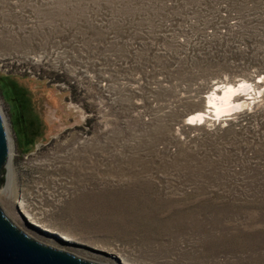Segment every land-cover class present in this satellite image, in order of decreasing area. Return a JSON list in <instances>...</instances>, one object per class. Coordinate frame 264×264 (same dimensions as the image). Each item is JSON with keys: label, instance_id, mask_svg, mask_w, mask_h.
<instances>
[{"label": "rangeland", "instance_id": "obj_1", "mask_svg": "<svg viewBox=\"0 0 264 264\" xmlns=\"http://www.w3.org/2000/svg\"><path fill=\"white\" fill-rule=\"evenodd\" d=\"M170 2L181 18L212 4L0 0L12 154L0 206L37 240L102 264H264V123L247 138L184 124L202 107L181 88L196 76L167 55ZM19 199L72 242L28 225Z\"/></svg>", "mask_w": 264, "mask_h": 264}, {"label": "built area", "instance_id": "obj_2", "mask_svg": "<svg viewBox=\"0 0 264 264\" xmlns=\"http://www.w3.org/2000/svg\"><path fill=\"white\" fill-rule=\"evenodd\" d=\"M211 1L209 6L187 5L188 13L183 18L178 10L183 1L167 6L173 8L172 19L164 23L165 41L176 49L167 53L174 62L172 71L196 76L193 85L184 82L181 88L193 90L189 96L198 104L196 108L205 110L201 118L193 120L196 110H192L183 122L208 129L230 126L241 133L239 138H247L249 123L253 121V130H257L255 124L259 121L260 125L264 123V0ZM53 53L60 56V51ZM46 55L35 54L33 59L51 57ZM230 85L237 89L233 100L244 106L216 114L208 100ZM248 151L251 150L247 148L246 154Z\"/></svg>", "mask_w": 264, "mask_h": 264}, {"label": "water", "instance_id": "obj_3", "mask_svg": "<svg viewBox=\"0 0 264 264\" xmlns=\"http://www.w3.org/2000/svg\"><path fill=\"white\" fill-rule=\"evenodd\" d=\"M10 143L3 116L0 111V184L9 161ZM19 211V209H18ZM20 213V212H19ZM24 221L47 234L67 241L60 233L31 222L20 213ZM70 243V242H69ZM0 264H102L80 257L74 253L37 240L21 229L0 206ZM123 264V263H122Z\"/></svg>", "mask_w": 264, "mask_h": 264}, {"label": "bare ground", "instance_id": "obj_4", "mask_svg": "<svg viewBox=\"0 0 264 264\" xmlns=\"http://www.w3.org/2000/svg\"><path fill=\"white\" fill-rule=\"evenodd\" d=\"M247 89V88H246ZM237 89L234 88V86H229L226 90L223 91V93L220 94H216V97L210 98L208 100V106L215 111L216 114L219 113H223V112H230L232 111L234 108H240L244 106V103H236L233 100V96L236 94ZM204 108L202 107L201 109H199L198 112H196L195 114H193L192 116V120L195 117H199L201 118L203 116V112H204ZM12 167V154H11V145H10V156H9V161L7 163V177H9V180H12V176H10V171H12L11 168ZM7 190V189H6ZM15 196V195H14ZM18 197V196H17ZM16 198V196H15ZM17 199V198H16ZM19 203V212L22 213L23 215H25L27 217L28 220H30L31 222L39 225L42 227V225H40L33 217L32 215L27 212V210L24 207V201L22 199H19L18 201ZM43 228V227H42ZM46 230H49L47 228H44ZM52 233H56L53 232L51 230H49ZM67 241H70L71 238H69L67 235H62ZM123 263V262H122Z\"/></svg>", "mask_w": 264, "mask_h": 264}]
</instances>
